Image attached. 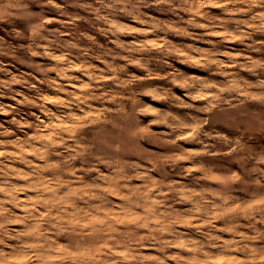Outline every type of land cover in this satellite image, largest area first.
<instances>
[{
	"label": "clouds",
	"instance_id": "1",
	"mask_svg": "<svg viewBox=\"0 0 264 264\" xmlns=\"http://www.w3.org/2000/svg\"><path fill=\"white\" fill-rule=\"evenodd\" d=\"M67 5L87 15H69ZM209 7L223 15L204 10ZM48 8L69 19H48ZM145 10L173 19L157 21ZM121 16L148 27L120 22ZM0 23L28 42L6 51L0 37V55L19 58L42 77L38 84L27 74L0 80L8 92L15 83L29 88L32 95L6 98L39 110L21 113L0 103V115L12 116L0 122V137L16 136L5 123L23 133L0 139V264H264V154L253 155L242 137L205 127L240 131L244 125L247 131L246 118L254 112L257 128H264V59L251 55L264 53V40L255 38L264 36V0H0ZM50 23L67 30L50 29ZM169 30L214 48L204 37L223 36L245 44L247 52L175 45ZM149 34L155 45L121 39ZM18 50L26 55L16 57ZM154 50L158 56L143 55ZM173 50L184 63L221 69L216 74L224 81L183 72L166 59ZM221 56L229 62L215 58ZM129 65L145 75H129ZM161 66L170 69L183 96L171 87L138 84L161 77ZM144 96L170 107H156ZM181 141L200 147L190 150ZM224 155L239 167L205 159Z\"/></svg>",
	"mask_w": 264,
	"mask_h": 264
},
{
	"label": "rangeland",
	"instance_id": "2",
	"mask_svg": "<svg viewBox=\"0 0 264 264\" xmlns=\"http://www.w3.org/2000/svg\"><path fill=\"white\" fill-rule=\"evenodd\" d=\"M56 3L64 5L65 0H56ZM36 6L33 5V8ZM205 11L210 12V14L214 16H222L223 13L221 12L220 9L214 8V7H209L205 8ZM47 17L48 19L51 20H56V19H64L68 20L69 16H60L59 12L55 8H48L47 10ZM66 11L69 12V15H73L77 12H79L81 15H87L82 9H77L72 7L71 5L66 6ZM150 12V14L156 18L157 21H164L168 22L173 17L171 16L170 13L168 14H162L158 13L154 10H145ZM182 16H184L185 19L188 18V14L181 13ZM120 22L126 23V24H131L134 27H148L147 25H139L135 24L134 21L127 19L123 16L117 18ZM200 22H206L203 20V18H199ZM78 26L87 28L88 25L84 24L82 21H77L76 22ZM48 28H62L65 29V26L57 23H50L46 25ZM16 27L23 28L24 25L21 21H16ZM67 28H71V24L67 25ZM197 33L203 34L204 30L202 29H195ZM219 31V30H218ZM97 36V39L100 43L102 44H107V40L101 36L99 33H94ZM157 35L163 36V33H157ZM0 37L3 38L4 45H5V50H8V46L15 45L17 43H24L27 44V41H20L17 38H15L14 34L11 32V26L5 23H0ZM258 40H264V36H257L255 37ZM121 39L125 42L131 43L132 41H141V40H147L149 42V45H155V39L156 37L152 34H149L147 36H140V35H128V36H122ZM167 39L173 42L175 45H180L182 43H195L196 47L199 49H203L205 51H215L219 50L221 52L224 51H240V52H247V49L245 48V44H241L239 41L235 40H230V39H225L223 36H216V35H209L205 36V40H211L215 45H217L216 48L213 47L211 44H206L203 42H194L189 40L187 37L181 35V34H176L174 31L169 30ZM247 43V41L245 42ZM26 55V53H23L22 51H17L16 57H23ZM137 55V54H134ZM145 56H158L159 53L156 52L155 50L152 53H146L143 54ZM193 55H197V53H193ZM251 55L255 57H259L264 59V53H251ZM216 59H220L225 62H229L228 57L221 56V57H215ZM172 64H174L177 68H180L183 70V72L190 74V75H196L199 77H204V78H210L213 81L216 82H223L225 77L221 75H217L216 73L221 71V69L216 68V66H211L210 69H204L199 66H197L193 62L189 63H184L185 57L182 55H178L175 50L172 51V53L166 57ZM35 63H43V64H49L51 61L47 60H41L40 58H34ZM94 64L98 67H104L103 64H100L99 61H93ZM117 63H123L122 61H118ZM153 66H156V62L153 61ZM0 67H4V71L0 72V80L3 81H8L12 79H19L21 77H25V74H27L26 78L29 80L30 83L32 84H38V81L42 79L40 74L33 68L30 67L26 64L20 63L19 58H14L13 56L9 55H0ZM228 71H233L234 69H226ZM157 71L161 73V77H157L155 79H150L148 81H139L138 84H151V85H161L163 87H171L173 88L178 95L183 96L184 92L182 89L178 88L175 83H173V77L167 75L170 72V69H168L166 66H161L157 68ZM128 73L129 75L135 74L137 76H144L145 73L141 70L138 69L132 65H129L128 67ZM80 73L77 71L76 75H79ZM35 75L37 77V80H32L31 77ZM51 75H55L54 73ZM241 75L244 76H249V73L241 71ZM41 88H46L45 85L39 84L38 85ZM12 92H8L6 89H0L5 92V98H0V103L6 104V105H12L14 106L19 112L21 113H28V112H38L39 110L34 108V107H25L23 105H17L15 100L12 99H7V96H10L16 92H21L24 93L25 95H32L33 93L30 91L29 88L23 87L19 83H15L11 85ZM162 93V88L158 89ZM55 95V93H52ZM22 97H17V99H21ZM147 103L153 104L156 107L159 108H164L168 109L170 107L171 102H163L160 100L153 99L152 96H144L142 97ZM186 98V97H185ZM197 106H203L204 102L203 101H198L196 102ZM256 103V102H252ZM173 112L177 111H184L182 108H171ZM15 115V113H13ZM153 117L151 116H145L142 117L144 120H150ZM12 119V116H4L0 115V122H6ZM247 119V125L248 129L245 131V126L242 125L240 131H234L232 129H228L223 127L222 125H206L207 130H213V131H219V132H225L231 139L235 140L237 137H242L241 142L245 144L249 149L252 150L253 155H258V154H264V128H257V117L256 114L249 113ZM5 127L9 128L10 130H13L16 132V136H9V137H0V139H8V140H15L17 137L23 138V133L19 131V129L12 124L5 123ZM30 131V130H27ZM181 144L187 149L190 150H196L199 149L200 145L195 144V143H187L185 141H181ZM149 147H152V145H149ZM157 151H161V149H157ZM31 158V157H30ZM205 159L210 160L213 164L219 165L221 167H231L233 169H236L239 167V165L231 160V157L228 155L224 156H217V157H207ZM16 167H23V165H16ZM185 167H187V164L185 163ZM176 179H180L179 177H176ZM16 183H23V181H16ZM243 195V193H241ZM185 206L182 205H177L178 209H182ZM217 226L220 227L221 224L220 222H217ZM259 227V225H258ZM184 230V229H181ZM225 235V239H228L229 237Z\"/></svg>",
	"mask_w": 264,
	"mask_h": 264
}]
</instances>
